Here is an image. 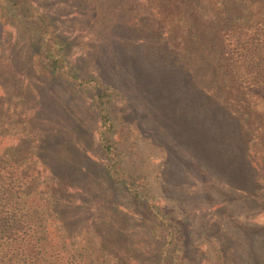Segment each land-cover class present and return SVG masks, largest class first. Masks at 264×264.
Returning <instances> with one entry per match:
<instances>
[{
    "label": "rangeland",
    "instance_id": "374dc122",
    "mask_svg": "<svg viewBox=\"0 0 264 264\" xmlns=\"http://www.w3.org/2000/svg\"><path fill=\"white\" fill-rule=\"evenodd\" d=\"M32 1L64 57L51 72L0 10V177L21 211L29 187L54 196L85 264H128L136 242L150 261L169 246L168 264L264 262V72L245 42L264 0ZM95 76L110 128L81 82ZM242 223L262 228L250 247Z\"/></svg>",
    "mask_w": 264,
    "mask_h": 264
},
{
    "label": "trees",
    "instance_id": "16d2710c",
    "mask_svg": "<svg viewBox=\"0 0 264 264\" xmlns=\"http://www.w3.org/2000/svg\"><path fill=\"white\" fill-rule=\"evenodd\" d=\"M0 10L4 12L6 18L10 20L9 22L13 23L24 34L29 49L32 50L42 65L51 70V72H55L63 61L64 49L62 44L59 43L60 33L55 30L51 15L43 12L38 4L32 0H0ZM247 32H249V38H246L245 42L255 46L253 48L254 52L250 55L252 58L251 62L255 65L260 64V66L263 64L264 72V28ZM250 49L246 47L247 54H249ZM81 82L86 86H95L96 91L93 99L98 107L100 124L105 128H110L111 121L106 107L110 98L109 88L97 76L82 79ZM11 146H15V144H11ZM104 146L106 151L110 152V145L104 143ZM1 150L2 155L0 154V157L3 160V155L7 153L8 147H5L4 151L3 149ZM198 164L202 165L201 162ZM6 171L7 167L4 164V168H0V176L6 174ZM11 176L12 174L8 173L7 177L5 175L0 177V199H7L4 205H0V264H78L79 262L85 264L84 260L76 257V255H85V252L80 251L76 254L75 252H69V249L66 248L68 245L67 239H65L66 235L73 234V229L75 228L72 222L66 219L68 210L61 216L55 206L57 204H51L55 200L54 196L49 200L47 196H43V193L41 194V190L39 193L31 195L29 187L28 192L24 190V195L32 198V201L38 199V204H33L34 201L33 203L29 201V204L25 205V209L21 211L20 206L16 204L19 203L17 200L19 191L13 189V184H16V181L11 179ZM7 178L8 181H6ZM5 181L6 183H4ZM133 192L138 197L142 194L138 189ZM12 199H14L13 202L8 205L9 200ZM63 207H68V205ZM242 224V230L247 234L245 238L250 247L251 233L262 228L261 226ZM48 233L52 234L50 237L52 242L47 237ZM53 241H56L55 243L60 248L64 246L67 250L56 249ZM138 244L136 242L130 245L129 248L134 247L136 249V247H140L143 252H137V250L132 252L129 249L128 253H125L127 254L125 255V260H127L128 264H168L169 246L166 249L165 244L157 252L154 251L152 253L153 257L150 256L153 259L150 261L149 254L143 248L145 245ZM102 246L104 245L102 244ZM253 251L255 250L253 249ZM253 251L251 254L252 263L264 264L261 259L253 257ZM96 255L98 256V261L102 260L103 262V252L99 250ZM63 257H66V260ZM112 258L114 262L111 264H119L118 257L113 256Z\"/></svg>",
    "mask_w": 264,
    "mask_h": 264
}]
</instances>
